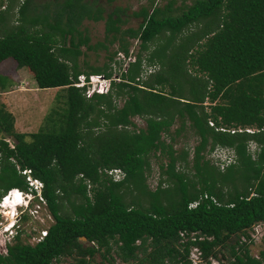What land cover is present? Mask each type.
<instances>
[{
  "label": "trees",
  "instance_id": "1",
  "mask_svg": "<svg viewBox=\"0 0 264 264\" xmlns=\"http://www.w3.org/2000/svg\"><path fill=\"white\" fill-rule=\"evenodd\" d=\"M170 1L163 8H141L133 13L141 18L137 28L121 30L122 10L102 17L97 0H47L39 6L36 0H0V63L12 59L38 89H61L64 101L32 133L17 132L0 102V197L12 188L27 191L21 174L26 169L41 183L53 220L33 245L21 243L18 232L0 264H52L72 255L77 264H90L95 254L109 264L115 258L125 264H187L193 245L204 260L264 264V251L254 259L239 244L253 225L264 223V0H194L176 16L169 14ZM84 19L103 20L105 44L89 45L79 30ZM124 35L138 40L139 52L125 71L117 69L119 81L106 94L85 98L70 79L109 78L113 56H129ZM114 42L118 47L107 63L79 67L81 48L106 52ZM142 63L158 70L142 79ZM10 84L0 75V92ZM135 117L144 128L128 129ZM175 121L180 126L171 134ZM184 122L198 139L190 162L188 152L173 145ZM237 127L251 132L226 131ZM214 148L232 153L222 169L204 157ZM155 155L166 160L151 190L146 174ZM110 168L121 169L124 178L110 180L104 173ZM180 232L193 234V240L181 243Z\"/></svg>",
  "mask_w": 264,
  "mask_h": 264
},
{
  "label": "rangeland",
  "instance_id": "2",
  "mask_svg": "<svg viewBox=\"0 0 264 264\" xmlns=\"http://www.w3.org/2000/svg\"><path fill=\"white\" fill-rule=\"evenodd\" d=\"M45 1L47 0H36L35 4L39 6L45 3ZM168 1L170 0H112L110 2L108 0H97V2L94 4V7L96 6V4H100V7L104 8V10H101L102 17H104L106 13L110 12L112 8H120L122 10V12L120 13V17L122 20H124V23L121 25V30H126L128 28L135 29L141 23V18L133 16V13H137L141 8L150 9L154 6L163 8ZM193 1L194 0H171L170 2L172 3V6L169 14L173 16L179 15L182 8L184 9ZM3 6H5V3L3 4ZM29 15H31V13L27 15V18L29 17ZM17 17L18 16L15 15V18ZM11 22H13V24H16L17 21L14 22L13 18L11 19ZM35 28H39V25H36ZM79 30L86 33L89 38L90 46H95L98 43H106L104 39L103 20L95 22L84 19L80 23ZM123 38L128 43L127 47L129 57H132L134 54L139 52L138 40H129L126 35H124ZM117 47L118 42H114V44L110 45L106 52L103 49L89 51L85 48H81L83 51V55L78 57L79 67L83 69L84 64H86V66H102V64L107 63L108 54L114 52ZM140 54L142 55V57L146 56V52L141 51ZM115 58H117V55L113 56L112 61L109 63V67L112 69V73L114 75L116 73V76H118L117 69L120 70V67L122 66V64H124V62L118 61L121 58L117 59V61ZM144 65L145 63H142V69ZM155 70H158V67L156 65H154V70L152 71L154 72ZM0 75L5 77L7 80H10L11 82L7 89L0 92V102H4L7 106V109L11 112L14 119V128L17 132H36L38 129L45 126V117L48 115L52 108L60 109L64 107V101L62 98L63 92L61 89H38L28 70L26 68H17L16 63L12 59L9 58L0 63ZM146 76L144 75L142 79H144ZM164 91L166 92L167 88ZM121 104L122 100L117 99L116 106L120 107ZM203 104L204 106L210 105L207 100H205ZM206 110L209 111L208 108ZM132 122L135 127L129 126L128 129L132 130L133 128H144V122L141 118H132ZM179 126L180 122L175 121V123L170 127V133L174 134L175 130H177ZM197 140L198 139L194 135L192 129L188 127L187 122H184L182 130L174 138V149H185L188 152L187 160H189L190 162L193 147L197 144ZM5 141L9 146H12V141L9 138H6ZM213 150L211 152L204 151V157L214 165L218 166L219 169H222L225 164L229 162V159L232 158V153L230 150L225 148H219L216 153H213ZM249 150H254L253 145L249 146ZM165 160V157L159 158L157 155L149 157L150 169L146 174V184L148 185L149 189L153 190L155 188L160 173L159 164L164 163ZM26 180L27 179L25 177V181ZM24 200L25 199L21 197V201L23 202ZM23 203H25V201ZM62 206L64 210H66L67 212L69 211L70 208L67 202H64ZM23 209L24 208L16 209V212H14L16 214L12 217V220L16 221L17 228L20 231L18 240L21 243L33 245L36 243L40 232L46 231V229L53 223V220L43 201L38 200V198H36V200L32 202L29 210L26 212V217L24 218L21 217V214H23ZM4 215L5 216L3 217L0 214V231L7 223L12 221L10 220V218H7L6 214ZM10 232L11 233H2V236H6V238L9 240L6 245H10L14 242L13 237L15 236V232ZM83 245L88 246V244L84 242V240ZM261 251H264V223L260 225L258 235L250 244L248 255L256 259L257 257L259 258V252ZM77 259L78 257L74 255L62 256L58 258L57 261H53L52 264H77ZM89 262L90 264H109L106 259H103L97 254H95L93 258L89 259ZM222 263L226 264L225 261H222ZM113 264L125 263H121L115 258ZM127 264H134V262H129Z\"/></svg>",
  "mask_w": 264,
  "mask_h": 264
},
{
  "label": "built area",
  "instance_id": "3",
  "mask_svg": "<svg viewBox=\"0 0 264 264\" xmlns=\"http://www.w3.org/2000/svg\"><path fill=\"white\" fill-rule=\"evenodd\" d=\"M4 7L5 6H2L1 8L3 9ZM116 55H117V58H115L116 61H117V59L121 58L118 61L124 62V64H122L121 70L125 71L128 62L133 61V57L127 56L125 58L120 52H117ZM152 70H154V66H143V72L141 74V78L144 75L146 76V75L152 73L153 72ZM118 73H119V71H118ZM70 80H71V85L73 87L81 89L83 96L85 98H89L93 94H106L109 91L111 82L112 81H115V82L119 81V75L116 76V73H115V75L112 73V75L109 78H106L100 74H90L87 76L84 74H78L75 77V80H72V78ZM207 123L210 127L214 126L213 122L211 120H208ZM217 130L224 131V129L222 127L217 128ZM226 131H229L230 133L241 132V131L251 132V130L249 128H240V127L230 128V129H227ZM218 149L219 148H214L213 153H216ZM28 172L29 171L25 169V170L21 171V174H25L26 179L29 180ZM104 173L113 182L121 181L124 178V173L119 168H110V169L104 170ZM30 186H32V187H30ZM39 186H40L39 182L29 181L28 189H27V191L24 192V196L26 197L25 202H27V200H29L30 198L33 197V195L31 194L32 188L33 189L37 188L36 196H37L38 200H42L41 195L38 192ZM88 187L89 186H87V188ZM8 194L11 195V198L17 197V195H15L13 192H8ZM9 195H7L6 198L4 197V203L7 202V198L9 197ZM195 204H196V202H194L193 204H190V206H194ZM0 214L4 216L1 208H0ZM261 224L262 223L255 224L249 229V231H248L249 237L240 236L239 244L240 245L246 244L249 248V246L252 243V241L254 240V238H256V236L258 235L259 228H260ZM10 231H13L16 233L15 230L9 229V223H7L2 228V230L0 231V255L6 254V249H7V245H8V244L6 245V243L9 241L6 238V236H2V233H11ZM45 234H46V231L40 232V235L38 236L36 243L38 241H40L45 236ZM10 235H12V234H10ZM179 237L181 239L180 240L181 243H183L184 241H186L188 239L190 241L193 240V234H189L188 237H186L185 233L180 232ZM11 238H12V236H11ZM187 262H188L187 264H223L222 261H219L218 259L213 258V257H208L206 260H204L202 257L201 250L195 245H193L192 247L189 248V251L187 254ZM226 264H230V263H226Z\"/></svg>",
  "mask_w": 264,
  "mask_h": 264
},
{
  "label": "clouds",
  "instance_id": "4",
  "mask_svg": "<svg viewBox=\"0 0 264 264\" xmlns=\"http://www.w3.org/2000/svg\"><path fill=\"white\" fill-rule=\"evenodd\" d=\"M71 86H72V85H71ZM93 95H94V94H93ZM96 95H104V94H96ZM229 160H230V159H229ZM22 175H24V176L26 177L25 174H22ZM28 177H29V180H28V179L26 180V181H27L26 183H27L28 186H29V181H37V182H39L38 180L32 178V177L30 176L29 172H28ZM39 183H40V182H39ZM30 187H32V186H30ZM8 192H13L15 195H17L18 200L15 199L14 197L11 198V195H9ZM24 192H25V191H22V190H20V189H18V188H12V189L8 190L4 195H2V196L0 197V208L2 209L3 212L6 211L5 209H8V210L10 211V216H7V218H10V220H12V217L15 216L16 213H14V212H16V209H18V208H24V209H23V214H21V215L26 217V212L29 210L30 205H31L32 202H34V201L36 200V198H37V196H36L37 188H36V189H35V188H34V189L32 188V192H31V194L33 195V197L30 198L29 200H27V202L23 203L24 201H26V197L24 196ZM38 192H39L40 195H41V183H40V186H39V188H38ZM7 195H9L8 198H10L11 201H13V199L15 200V201H13V203H16L15 205H13V204H11V203H7V202L4 203V197L6 198ZM17 197H16V198H17ZM21 197H23V199H25L23 202L21 201ZM4 205H5V206H4ZM3 206H4V207H3ZM24 214H25V215H24ZM2 216H3V215H2ZM22 216H21V217H22ZM3 217H4V216H3ZM9 229H13V230H15V231H16L15 235H16L18 232H20L19 229L17 228L16 221H14V220H12L11 222H9ZM46 230H47V229H46ZM13 238H14V237H13Z\"/></svg>",
  "mask_w": 264,
  "mask_h": 264
},
{
  "label": "bare ground",
  "instance_id": "5",
  "mask_svg": "<svg viewBox=\"0 0 264 264\" xmlns=\"http://www.w3.org/2000/svg\"><path fill=\"white\" fill-rule=\"evenodd\" d=\"M17 200H18V197L16 198ZM13 201H15L14 199H13ZM13 201H11L10 200V198H7V203H11V204H13V205H15L16 203H13ZM5 206V205H4ZM3 206V207H4ZM6 211L5 212H3L4 214H6V216H10V211L8 210V209H5ZM5 216V215H4Z\"/></svg>",
  "mask_w": 264,
  "mask_h": 264
},
{
  "label": "flooded vegetation",
  "instance_id": "6",
  "mask_svg": "<svg viewBox=\"0 0 264 264\" xmlns=\"http://www.w3.org/2000/svg\"><path fill=\"white\" fill-rule=\"evenodd\" d=\"M87 1H88V0H87ZM88 2H89V3H92L93 0H90V1H88ZM95 7H98V8H100L101 10H104V8H101V7H100V4H96ZM112 10H113V8H112ZM112 10H111V11H112ZM111 11H110V12H111ZM108 13H109V12H108ZM108 13L105 14V16H104L105 18H106V16L108 15ZM103 26H104V24H103Z\"/></svg>",
  "mask_w": 264,
  "mask_h": 264
},
{
  "label": "water",
  "instance_id": "7",
  "mask_svg": "<svg viewBox=\"0 0 264 264\" xmlns=\"http://www.w3.org/2000/svg\"><path fill=\"white\" fill-rule=\"evenodd\" d=\"M82 240H84V239H82Z\"/></svg>",
  "mask_w": 264,
  "mask_h": 264
}]
</instances>
